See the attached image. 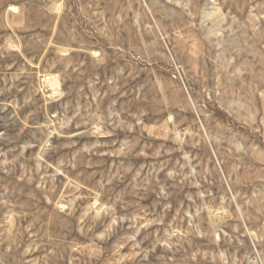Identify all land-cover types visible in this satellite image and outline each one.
<instances>
[{"label": "rangeland", "instance_id": "374dc122", "mask_svg": "<svg viewBox=\"0 0 264 264\" xmlns=\"http://www.w3.org/2000/svg\"><path fill=\"white\" fill-rule=\"evenodd\" d=\"M0 264H264V0H0Z\"/></svg>", "mask_w": 264, "mask_h": 264}]
</instances>
